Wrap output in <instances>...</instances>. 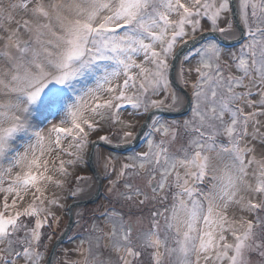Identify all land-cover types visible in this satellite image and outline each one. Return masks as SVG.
Returning <instances> with one entry per match:
<instances>
[{
    "label": "snow or ice",
    "instance_id": "1",
    "mask_svg": "<svg viewBox=\"0 0 264 264\" xmlns=\"http://www.w3.org/2000/svg\"><path fill=\"white\" fill-rule=\"evenodd\" d=\"M204 20L239 47L194 43L180 70L191 96L180 97L169 92L176 46L198 42ZM169 95L183 123L153 116L143 150L119 168L107 158L129 218L103 211L68 238L79 242L62 264L264 258V0H0V264H45L41 230L63 207L55 192L100 121L123 123L125 107L160 111ZM149 203V227L134 237Z\"/></svg>",
    "mask_w": 264,
    "mask_h": 264
},
{
    "label": "rangeland",
    "instance_id": "2",
    "mask_svg": "<svg viewBox=\"0 0 264 264\" xmlns=\"http://www.w3.org/2000/svg\"><path fill=\"white\" fill-rule=\"evenodd\" d=\"M205 29H211V25L206 21H202ZM223 26V25H222ZM198 34V33H197ZM208 39H214L213 37H207L195 47H199L200 45L204 44ZM179 43L177 44V46ZM176 46V47H177ZM222 49H224L225 45H221ZM193 48V47H192ZM190 48L189 50H191ZM188 51V50H187ZM187 51L182 55L180 58L178 68H177V78L179 82L184 86L181 78H180V70L181 65L183 61V56L187 53ZM171 59V58H170ZM198 59V58H197ZM196 63V60L192 61V64L194 65ZM185 71L188 67V65L185 63L184 65ZM185 87V86H184ZM191 94L190 87H187ZM170 93H176L177 96L183 97L178 91H176L170 84ZM155 99H165L163 93H161L158 97H153ZM171 95H169L166 98V104L165 106L171 105ZM179 106V105H178ZM151 108V107H149ZM145 111L144 109H140L138 112L136 110L131 109L130 107H125L124 109L120 110L119 116L120 120L123 123H115L113 122V119L110 114L106 115L103 120L100 121V125L98 129L90 136V143L93 139H100V136L108 137V141L113 143H125L131 140H125L123 133L125 131H132L135 135V132L140 125L143 115ZM188 113L182 117H176L168 119L166 117H163L162 115L155 116L157 119L161 120L162 122L166 121L168 123H171L173 121L179 122L180 124L183 123V120L187 117ZM51 119V117H49ZM152 123V121H151ZM150 123V124H151ZM124 124H130V128H125ZM149 124V125H150ZM150 128L148 127L145 131L149 132ZM144 133V134H145ZM144 134L138 143L137 146L134 148H130L126 150L125 152H118V151H111L103 147H98L95 154V164L103 178V189L100 197L93 203L85 204L83 206L78 207L75 209L74 213V223L68 233V235L64 238V240L58 245L53 264H56L60 258L61 250L74 248L76 244L79 242L78 240H74L72 243H69L68 238L79 236V235H86V229L90 228L91 224L94 221L95 217H99L101 213L105 210L115 209L118 212H122L125 214V219H128V212H129V204L125 202L123 199L119 198L117 196V193L120 191H123V185L122 183L113 185L110 184V180H115V174H110L112 165L109 164L107 169L105 167L107 158L111 157L113 162H116L115 166L119 168V161H123L125 157L133 154L134 152L143 150L145 148V140H144ZM155 139L158 141L160 139L159 135L155 136ZM90 143L85 150L83 158L78 161L73 167L70 168V175L67 179V183L64 185L62 190H56L55 195L60 199V203L63 205V207H54V211L59 217V222L54 223L51 218L49 219L50 227H44L42 228V237L40 241V247L39 251L43 253L44 258H46V255L49 251V246L51 245L52 241L61 233V231L64 229L66 222H67V214H66V207L68 201L73 198L72 193L74 191L78 192V195L82 194H88L93 189L94 185V178L91 174V172L88 170L87 161H86V155L90 146ZM80 177L81 179L78 180L77 178ZM77 195V196H78ZM51 198V196L49 197ZM171 196L169 195V201L168 204H171ZM152 207V203H149L144 206L143 213L145 216V220L142 224H135L134 223V230H133V236L135 237L136 233L140 231L141 229H146L149 227L147 216L148 212ZM135 211V209H133ZM25 219V218H22ZM134 220V218H133ZM26 222L29 224V227L32 226L34 223V220L26 219ZM96 223L100 224L101 227H103L102 221H95ZM23 233H21L22 235ZM145 264H148L147 260L145 261ZM250 264H264V258H261L257 254H251L250 255Z\"/></svg>",
    "mask_w": 264,
    "mask_h": 264
},
{
    "label": "water",
    "instance_id": "3",
    "mask_svg": "<svg viewBox=\"0 0 264 264\" xmlns=\"http://www.w3.org/2000/svg\"><path fill=\"white\" fill-rule=\"evenodd\" d=\"M233 22L239 25L238 18H234ZM196 35H197L198 42H193L189 40L187 45L179 44L176 47L179 58L172 61V63L174 64V67L169 72V81H170L171 86L176 91H178L182 96L186 95L189 98L191 96L189 90L186 87H184L177 78V68H178V64H179V61L182 55L187 50L192 48L194 43L195 45H197L198 43H200L207 37H213L221 45H230V44L235 43V41L232 40L231 38L221 36L218 32L214 33L211 31V29H207L206 31H202ZM200 36H203L204 39H199ZM186 114L187 113L184 112L182 108L180 111L171 110L168 106H164L160 111H157L156 109H153V108H149L148 111L144 113L142 121L135 132V135H134L135 139H131L130 141L125 142V143H113L110 141H102L100 139H93L91 141L87 155H86V161H87L88 170L91 172L94 178L93 189L88 194H82V195L75 196L68 201L67 207H66V214H67L66 225L64 229L61 231V233L52 241L51 245L49 246V251L45 258V264H53L54 256H55L58 245L68 235L74 223L75 209L85 204L95 202L102 193L103 178L95 164V154H96L97 148L103 147L111 151L125 152L126 150L130 148H134L135 146L138 145L143 134L148 128V125L151 123L153 116L162 115L163 117L171 119V118H176V117H182Z\"/></svg>",
    "mask_w": 264,
    "mask_h": 264
},
{
    "label": "bare ground",
    "instance_id": "4",
    "mask_svg": "<svg viewBox=\"0 0 264 264\" xmlns=\"http://www.w3.org/2000/svg\"><path fill=\"white\" fill-rule=\"evenodd\" d=\"M225 37L231 38V35H226ZM233 46H235L236 48L239 47L238 44L234 43V44H230V45H225V47H224L223 50H225V51H232L233 50ZM69 249H71V248H69ZM64 250H61L60 258H59V260H58V262L56 264H62V262L65 260V257H64V254H63L64 253ZM70 259L77 260V259H79V257L77 255H72L70 257Z\"/></svg>",
    "mask_w": 264,
    "mask_h": 264
}]
</instances>
